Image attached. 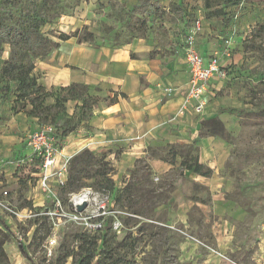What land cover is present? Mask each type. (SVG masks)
<instances>
[{"label": "rangeland", "instance_id": "374dc122", "mask_svg": "<svg viewBox=\"0 0 264 264\" xmlns=\"http://www.w3.org/2000/svg\"><path fill=\"white\" fill-rule=\"evenodd\" d=\"M121 1L122 3L118 1L115 5V0H0V22L8 25H28L36 19H41L44 24L40 27V33L52 41L51 44L46 43L36 47L37 53L42 58L34 57L28 52L27 57L21 56L16 61V65L21 64L24 69L27 68L29 62H33L34 69L30 76L35 78L36 84L43 87L48 95L44 100V106L53 107L50 112H44L39 118L32 116V107L27 99L22 98L16 101L17 73L15 71L5 73L6 71L3 70L10 57V49L7 45L0 47V120H10L12 115L17 113L21 114L19 118L22 123L27 120L15 137L17 142H21L19 150L13 151L8 157L11 160L10 164L14 169L15 163L18 162L20 165L21 160L30 156L27 147L28 135L39 132L43 128L53 131L56 146L63 155L62 149L66 138L77 133L80 120L88 117V104L100 98L99 88L86 85L84 93H86L85 98H89L88 103L82 106V102L76 101L72 115L68 113L71 108L67 103L54 107V100L66 95L60 92V87L66 86H49L44 82L42 73L34 74V71L37 61L46 60L57 50L58 47L53 43H58L59 46V43L63 42L57 38L60 33L71 36L78 43H91L93 49L96 45V38L101 40L99 42H109L113 46H119L137 38L145 42L149 50L146 54L147 58L155 55V58L163 59L162 63L174 61L186 66L185 49L189 47V39L192 36L193 49L207 59L216 57L221 70L220 77L214 79L216 83L206 95L207 99L205 97L207 104L205 115L198 116L188 109L180 117L191 114L195 118L194 122L199 130L198 137L194 143L191 141V144H164L147 147L145 155L135 162L129 177L126 175L115 177V168L108 160V152H94L89 148H83L71 156L87 149L95 158L82 174L85 185L77 190H62L60 198L64 200L70 192L82 188H90L95 192L110 195L114 204L109 209L116 212L114 215L121 223L118 232L110 229L109 233L103 230L89 234L88 230L74 224H66L55 232L52 230V221L45 217H38L25 224L14 221V225L11 226L4 225L0 218V236L4 235L7 238L6 244L14 245V249L18 248L19 243L24 246L28 259L20 255L23 264H72L71 258L63 261V256L65 253L78 251L79 241L73 239L74 235L88 234L96 238L100 245L104 240H108L110 244L119 242L128 233L131 234L125 238L119 253L121 264H201L202 257L196 262L195 260L185 261L180 257L177 242L182 240L184 235L181 225L174 219L172 213L174 207H167L168 210L158 207L161 204L173 203L171 198H173L174 182H176L174 179L180 176L182 168L178 166L167 176L158 179L153 175L148 160L155 157L168 159L167 152L170 147H174L173 149H176L175 151L182 156L197 155L199 159V142L202 138L210 137L225 143L214 150L215 168L223 182L224 197L231 201L233 206L240 207L243 215L242 222H237L232 217L227 219L233 229L231 250H227L226 255H220L211 249L210 254L219 255L221 261L218 264H264V38L262 35L257 36L253 33L259 23L253 19L256 20L257 17L254 16L252 21H248L251 23L244 29L239 28V24L232 16L234 14L230 11H225V19H227L225 24L218 17L207 18L209 11L222 6V0H207L210 8H205V0H153L159 4L161 9H165L167 14L161 16L158 14L159 18L133 17L130 10L138 3V0H130L129 3ZM237 1L238 4L227 5L225 10L235 6L242 7L246 3L252 4L256 1L264 3V0ZM173 3L181 6L184 11L183 16L168 13L170 4ZM197 16H201L204 20L203 27L195 32ZM90 33L93 35L92 38L88 36ZM95 59L96 57L89 60ZM95 65L97 68L100 66L99 63ZM87 66H93V64ZM213 118L219 119L223 130L219 128L217 132L212 133L207 131V129L212 130L210 126L201 125L204 120ZM66 121L70 122V126L76 124L75 130L65 139L59 140L58 136L62 133L60 127ZM192 144L193 149L191 150ZM115 152L117 155V151ZM103 157H105L104 160ZM21 163L18 168L14 169L12 173L14 177L18 173L24 172L23 175H25L28 171H38L36 168L38 161L37 163L28 161ZM146 164L152 172L149 181H145L142 175L147 169ZM28 178L35 186L36 178L30 176L20 177L15 184L3 183L1 186L16 196L17 206H23L27 203V198L31 199V197L35 204L41 205L42 203V199L35 192L40 194L37 187H28ZM107 179L113 182L112 193L103 187ZM135 181L137 182L135 188L124 190L127 183ZM189 189L190 185L182 187L185 193ZM147 191H150L152 195L146 196ZM190 193L199 194L205 198L207 189L200 185H191ZM146 198H148L147 201ZM155 206L156 209L152 210ZM137 210L140 215L132 214ZM190 214L197 226V232H192V235L209 243L210 246L212 238L209 224L203 223L201 211L194 207ZM151 216L156 221H150ZM113 220L110 218L107 223ZM143 222L164 226L177 235L174 239H170L166 255L154 260L151 249L154 243L158 245L159 240L150 237V229L141 226ZM49 235H56L57 246L55 256L46 261L43 245ZM209 249L206 248L208 251Z\"/></svg>", "mask_w": 264, "mask_h": 264}, {"label": "crops", "instance_id": "0c3cea01", "mask_svg": "<svg viewBox=\"0 0 264 264\" xmlns=\"http://www.w3.org/2000/svg\"><path fill=\"white\" fill-rule=\"evenodd\" d=\"M115 1L122 3L121 0ZM124 1L129 3L130 0ZM238 7H230L225 11L234 14L232 16L239 28L249 26L251 22L248 21H252L254 16L257 18L253 21L263 23L264 10L261 9L264 8V3L261 1ZM95 41L94 49L93 44L78 43L74 38L63 41L51 56L44 61H37L35 65L34 74L42 73L44 82L49 86L78 83L99 88L101 99L118 95L112 104L101 100L91 107L88 119L81 121L78 132L66 138L62 154L71 157L83 148L94 152H108V160L112 162L117 178L123 175L129 177L135 162L145 155V149L149 146L191 144V141L194 143L199 132L195 118L187 114L183 118L175 119L190 78L188 66L181 62L162 63L163 59L147 58L149 50L145 42L137 38L119 46L99 42V38ZM94 57L95 60H89ZM91 62L93 66H87L92 65ZM97 63L100 64L99 68L95 65ZM215 83L212 80L210 88ZM165 88H172V93H165ZM76 103L67 102L71 108L67 111L70 115L74 112ZM20 115L17 113L10 120H0V190L5 189L1 187L3 183L15 184L18 180V174L16 177L12 175L15 167L13 169L8 157L13 151L19 150L21 141L17 142L15 137L27 122L26 120L22 123ZM184 128L185 131L182 130ZM222 143L224 142L219 139L202 138L198 145V161L212 170L211 176L202 177L182 170L181 177L178 175L174 179L176 182L171 198L173 203L158 206L162 210L174 207V219L181 225L184 235L178 249L180 257L185 261L196 262L202 257L201 264H218L221 261L219 255L210 254V250L226 255L231 248L233 229L227 219L232 217L235 221L242 222L240 207L233 206L224 197L223 182L215 168L216 159L213 153ZM148 164L153 175L162 179L178 168L179 158L175 165L156 158L149 159ZM185 185H190V189L191 185L204 187L207 189L206 197L194 195L190 193V189L185 193L182 190ZM194 207L201 211L203 223L209 224L212 238L210 246L192 235V232H197V226L190 214ZM13 246L8 243L4 245L9 264H23L19 249H14ZM206 248H210L209 251Z\"/></svg>", "mask_w": 264, "mask_h": 264}, {"label": "trees", "instance_id": "16d2710c", "mask_svg": "<svg viewBox=\"0 0 264 264\" xmlns=\"http://www.w3.org/2000/svg\"><path fill=\"white\" fill-rule=\"evenodd\" d=\"M118 4V2H115V5ZM238 4L237 0H222V6L217 7L216 9L209 11L207 13V18L210 17H218L220 18L221 22L223 24L227 23V19H225V7L227 5H236ZM209 2L205 0V8H210ZM130 13H132L133 17L142 16L144 18L147 17H154L159 18L161 15L167 14L165 9H161L159 4L156 1L153 0H138V3L130 10ZM168 13L183 16L184 11L182 10L181 6L178 4H170ZM160 14V16L158 15ZM158 15V16H157ZM34 19V18H33ZM35 20V19H34ZM44 24L43 20L36 19V21L30 22L28 25H21V24H15V25H8L3 22H0V47L2 45H7L10 49V57L8 61H6L4 69L5 73H11L16 72V82L18 84V87L16 89L18 95L16 97V101L21 100L22 98L27 99L29 104L32 107V113L33 117L39 118L43 116L44 112H50L53 107L50 106H44V100L48 96L46 91L43 87L36 84V80L34 77H31L30 74L32 70L34 69L33 62H29L26 69L23 68L21 64L16 65L17 59L19 57H27L28 52L32 53L34 57L39 56L42 58L40 54L37 53L36 47H40L46 43L51 44L52 41L49 40L47 37H45L43 34L40 33V27ZM253 33H256L257 36H263L264 38V23L257 24ZM92 38V34L90 33L88 35ZM60 41H66L71 36L60 33L57 37ZM87 40V39H84ZM56 47H58V43H53ZM157 54V53H156ZM150 59L155 58V55H150ZM31 83V85H30ZM142 83V79H141ZM86 85L78 84V83H72L66 87H60V92L65 93L66 95H63L61 98H56L54 100V107H57L58 105H63L67 103L68 101H80L82 102V106L86 105L88 103L89 98L86 97ZM116 94L113 95L112 98L109 99H95L90 104H88V117L89 112L91 110L92 104H95L101 100L106 101L109 104L114 103L117 100ZM122 97H125L122 95ZM58 114V113H57ZM75 116V115H74ZM73 116V117H74ZM72 117V118H73ZM87 117V119H88ZM68 118V117H67ZM69 118V119H72ZM86 120V118H83L80 120ZM77 122V120H76ZM79 122V123H80ZM70 122L66 121L63 125H61L60 129L62 131L61 134H59L58 138L59 140L65 139L67 136L71 134V132H74L76 124L73 126L69 125ZM203 126L207 127L210 126L212 130L207 129L208 132L215 133L219 128L223 130L222 124L219 121V119L213 118L204 120L202 122ZM57 131H59L57 129ZM221 132V131H220ZM57 137V134H56ZM174 147H170L167 154L169 156L168 159H165L163 157H155L158 158L166 163H169L170 165H175L177 158H179V167L182 168V170H185L187 172H191L194 175H199L202 177H210L212 174V170L208 167H206L203 164H200L198 161L197 155L194 156H188V155H180L178 152H176ZM191 150L193 149V144L191 145ZM149 150V149H148ZM94 155L89 152L87 149L82 150L78 154L71 157L68 164V179H67V185L65 187L69 190H77L85 185L83 181V172L86 170L87 167H89L93 161H94ZM103 160L105 157L102 158ZM146 171L142 173L144 180L149 181L150 177L152 175V172L149 168V166L146 164ZM136 181L133 183H127L125 185L124 190L135 188L136 187ZM106 185L103 187L107 189L109 192L112 193L113 190V182L111 179H107ZM146 196L152 195L150 191H147L145 193ZM148 198H146V201ZM23 206H30V203H24ZM156 209V206L153 207L152 210ZM137 212H133L134 215H140ZM150 221H156L151 219ZM165 224V222H163ZM167 225V224H166ZM143 227H148L150 229V237L153 239L159 240L158 245L153 244L152 245V257L155 259L160 258L164 255H166V250L168 247V244L170 243V239H174V237H177V235L171 233V231L164 227V226H158L152 223H145L141 225ZM143 228L141 227V230ZM105 231L107 233L111 232L109 227H106ZM131 233L126 234V237H129ZM124 239H122L119 242H114L110 244L108 240L102 241L100 245L97 243V239L93 236L90 237V235H83V234H77L74 235V240L79 241L78 243V251L76 253L70 252L65 253L63 256V261H65L68 258L72 259V264H121L119 253L121 248L124 245ZM7 242V238L2 235L0 236V264H9L8 263V257L4 249V245ZM181 240L177 242L179 245ZM18 249L23 255V257L27 258L26 251L24 249V246L22 244H18ZM151 256V255H150Z\"/></svg>", "mask_w": 264, "mask_h": 264}, {"label": "built area", "instance_id": "2783aa9c", "mask_svg": "<svg viewBox=\"0 0 264 264\" xmlns=\"http://www.w3.org/2000/svg\"><path fill=\"white\" fill-rule=\"evenodd\" d=\"M203 18L197 16L195 21V32L203 27ZM193 33V35L195 34ZM193 37L189 39V47L185 49L186 64L189 69L190 78L187 88L183 93V101L178 108L175 119L190 109L198 116L205 115L206 102L205 97L210 89V82L220 77V65L216 57L205 58L192 45ZM165 93H172V88H165ZM27 147L30 156L21 162L37 163V172L18 173L20 177L30 176L36 178V185L31 184L28 178V187H37L42 199L41 205L35 204L33 198H27L31 202L30 206H17V198L10 190H0V218L4 225H14V221L22 224L34 221L38 217H45L52 221V230L58 231L60 227L68 225H78L88 230V233H98L106 227L118 232L121 223L116 219L113 207V200L110 195L95 192L90 188H82L75 192H70L64 200L60 198V192L67 185V167L70 157L60 154L56 146L55 136L52 130L36 131L28 135ZM18 168V162L14 164ZM85 204V207L78 211L77 207ZM113 218L111 222L107 221ZM57 246L56 235H49L44 241V258L49 261L55 256Z\"/></svg>", "mask_w": 264, "mask_h": 264}, {"label": "water", "instance_id": "95a60500", "mask_svg": "<svg viewBox=\"0 0 264 264\" xmlns=\"http://www.w3.org/2000/svg\"><path fill=\"white\" fill-rule=\"evenodd\" d=\"M84 207H85V204H82V205L78 206L77 209H78V211H81Z\"/></svg>", "mask_w": 264, "mask_h": 264}]
</instances>
